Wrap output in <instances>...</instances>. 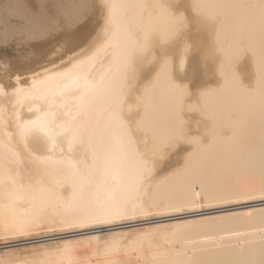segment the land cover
<instances>
[{
  "label": "bare ground",
  "instance_id": "bare-ground-1",
  "mask_svg": "<svg viewBox=\"0 0 264 264\" xmlns=\"http://www.w3.org/2000/svg\"><path fill=\"white\" fill-rule=\"evenodd\" d=\"M18 6H26L25 0L0 1V29L8 33H0V89L9 94L14 88L28 92L32 74L41 72L42 65L51 68L47 61L57 48L62 49L63 60L75 56L73 62L79 65L75 69L71 64L61 66L59 71L71 70L69 83L82 79L91 66L88 49L103 25L99 10L78 30L68 32L60 46L36 39L33 46L24 43L14 49L9 27L2 20ZM245 28L242 15L231 16L224 28L229 43L235 46L232 34ZM213 45L212 35L201 36L193 29L187 40L170 46L166 71L158 65L146 71V79L125 104V111L139 110L134 121H142L143 127L132 148L138 147L143 158L138 163L131 159L120 179L114 167L120 156L114 137L98 138L93 153L82 145L70 148L62 138L55 146L32 144L25 150L16 134L18 121L43 117V110L50 106L58 113L75 114L77 95L58 100L36 95L16 103L15 97L6 99L0 93V245L73 229L171 218L106 234L0 249V264H260L264 259V204L235 207L264 202V123L258 93H250L240 85L239 77L221 71ZM56 63L61 64V59ZM240 70L249 71L243 63ZM206 90L210 91L205 94ZM59 124L58 120L57 132L62 131ZM5 131L13 133L11 139ZM36 152L45 159L37 161ZM86 152L87 167L83 163ZM42 180L53 181L55 191L41 190ZM113 199H126L130 213L135 209L133 218L63 226ZM207 210L214 212L197 215Z\"/></svg>",
  "mask_w": 264,
  "mask_h": 264
},
{
  "label": "snow or ice",
  "instance_id": "snow-or-ice-1",
  "mask_svg": "<svg viewBox=\"0 0 264 264\" xmlns=\"http://www.w3.org/2000/svg\"><path fill=\"white\" fill-rule=\"evenodd\" d=\"M25 4L9 10L2 23L29 42L76 31L98 10L103 19L100 31L88 49L91 66L82 79L77 77L69 83L71 70L59 71L61 66L71 64L75 69L79 65L73 62L75 56L63 60L60 57L62 49L57 48L47 61L51 68L42 65L41 72L32 74L28 92L14 88L9 94L0 89L6 99L15 97L16 103H23L36 95L53 100L69 94L79 97L75 114L58 113L50 106L43 110V117L18 121L16 134L22 138L25 150H30L32 144L51 143L55 146L62 138L70 148L73 144L82 145L95 153L98 138L107 134L119 145L120 156L114 167L117 179H120L131 159L138 163L143 158L138 147L132 148L143 122L134 121L139 110L135 113L131 108L125 111V104L146 79V71L157 65L162 71L167 70L170 46L187 40L193 29L201 36L210 34L214 37L213 54L220 59L224 74H234L239 77L242 87L250 93H258L264 123V0L242 3H222L219 0H34L31 4L25 0ZM236 14L244 17L246 28L242 33L232 34L233 46L224 28L228 19ZM0 33L8 35L3 29ZM58 58L61 59L59 65L56 63ZM241 63L249 69L247 74L241 72ZM58 120L60 132L56 130ZM4 135L11 139L13 133L5 131ZM0 144H3L2 140ZM34 155L37 161L45 159L38 152ZM83 163L88 166L87 152ZM55 187L51 180L40 181L43 191L52 193ZM261 191L264 195V182ZM134 213V208L130 213L126 199H113L101 204L88 216L65 222L63 226L110 224L131 219ZM260 264H264V259Z\"/></svg>",
  "mask_w": 264,
  "mask_h": 264
},
{
  "label": "rangeland",
  "instance_id": "rangeland-1",
  "mask_svg": "<svg viewBox=\"0 0 264 264\" xmlns=\"http://www.w3.org/2000/svg\"><path fill=\"white\" fill-rule=\"evenodd\" d=\"M1 13H2V15L4 14L3 12H1ZM11 31H12V29L9 27V32H10L9 33L10 34L9 39L11 40L10 42L15 44L14 45V44L11 43V46L13 45L12 47H14V49L20 48L21 46H23L24 43H25L24 45H26V46H33L35 44L34 41L26 42L27 40H25V39H22L24 42H21V37L19 35L14 34L13 31H12V33H13L12 34ZM66 36H67V33L57 34L53 38H49V39L44 40V42H45V44H52L53 46H60L63 43V41L65 40ZM13 40H15V41H13ZM44 42H43V44H44ZM0 59H1V56H0ZM263 204H264V202H257V203H250V205L247 204L246 206L242 205V206H239V207L238 206H235V207L237 209H239V208L241 209L243 207L263 205ZM229 208H226L225 210H227V209L228 210H230V209L232 210V208L236 209L234 207H231L230 209ZM207 211L206 212L202 211V212H200V214L198 212L197 215L210 214V213L214 212L212 210H207ZM210 211H212V212H210ZM195 215H196V213H194V215L191 214V216H195ZM185 217H189V216L187 215ZM170 220H171V218H162V219L146 220V221H141V222H136V223H128V224H125V225H122V226H115V227H109V228L105 227V228H97V229L82 230V231H80L79 229H75V230L73 229L72 231H69V233H67V234L51 236V237H46V238H38L36 240L32 239V240H28V242L25 241V242L13 243V244L0 245V249H6V248H9V247H19V246L32 244V243L33 244H37V243H41L43 241H56V240L72 239V238H75V237H81V236L90 235V234H94V233L106 234L109 231H116V230H120V229H131V228L147 226V225L155 224V223H165V222H168ZM76 230H78V231H76Z\"/></svg>",
  "mask_w": 264,
  "mask_h": 264
}]
</instances>
